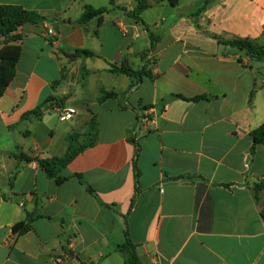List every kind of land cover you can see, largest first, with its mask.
<instances>
[{
	"label": "crops",
	"instance_id": "crops-1",
	"mask_svg": "<svg viewBox=\"0 0 264 264\" xmlns=\"http://www.w3.org/2000/svg\"><path fill=\"white\" fill-rule=\"evenodd\" d=\"M103 1L0 0L47 17L17 31L21 57L0 98V264H125L127 236L140 264H264V145L252 153L251 136L264 124V59L213 38L264 45V0L203 11L204 0H147V54L137 2ZM86 6L110 10L81 24ZM124 61L150 77L130 90L110 71ZM101 90L125 95L99 103ZM60 107L76 113L61 121ZM143 110L153 123L138 128ZM75 135L93 146L58 184L37 160L65 158ZM18 224L31 230L15 235Z\"/></svg>",
	"mask_w": 264,
	"mask_h": 264
},
{
	"label": "trees",
	"instance_id": "trees-1",
	"mask_svg": "<svg viewBox=\"0 0 264 264\" xmlns=\"http://www.w3.org/2000/svg\"><path fill=\"white\" fill-rule=\"evenodd\" d=\"M137 2V8L134 12L130 13V16L134 18L137 22H140L145 29L149 32L151 38V47L145 54L149 51L155 49V44L157 38L148 28L147 24L142 20L141 14L148 9L149 4L147 0H135ZM215 0H204L203 7L201 11L205 10L209 5H211ZM109 6H115V0H109ZM110 7H102L95 9L92 6H86L84 13L81 16L79 23L87 24L93 19L97 18L99 23L102 22L103 16L109 12ZM47 17L39 14L35 11H28L20 6L15 5H2L0 4V40L2 41V47L0 48V98L6 92L10 82L12 81L16 73V65L21 57L22 49L18 43L22 40V36L17 34V31L26 25L37 26L43 23L44 19ZM219 44L224 46H229L237 49L238 51L245 52L248 56L262 60L264 59V45H259L255 40L246 38H237L234 40H224L223 38L214 36L213 37ZM87 57H93L94 54L89 51H79L77 52ZM112 73L124 74L130 77L131 83L129 89H133L144 77H150V72L146 69L134 70L127 61H124L120 66L112 65L110 68ZM125 95L118 94L116 92H108L106 90H101L100 95L97 99L99 103H103L109 99H120ZM176 98L183 99L185 101H199L208 99L207 96L196 97V98H185L183 96H175ZM93 124L95 122L93 120ZM141 124V113L137 119V126L140 127ZM251 136L253 138L252 153L259 145H264V124L252 131ZM79 136H69L68 142L70 144L68 155L61 158H52L50 160H37L41 168L46 172L48 177L55 178L57 183L60 184L64 179L58 178V171L66 167L79 153L83 152L85 149L93 146L92 142L86 144L78 143ZM138 156V152L136 157ZM22 159L31 160L28 157H21ZM81 179V176H78ZM227 186V185H223ZM256 194L259 191L264 190V181L255 185ZM90 193L94 191L89 188ZM257 197V196H256ZM15 235H22L31 230L30 224H18L14 227ZM125 243L120 245L118 248L125 256V264H140L137 253L136 246L132 244L129 237H126Z\"/></svg>",
	"mask_w": 264,
	"mask_h": 264
},
{
	"label": "built area",
	"instance_id": "built-area-1",
	"mask_svg": "<svg viewBox=\"0 0 264 264\" xmlns=\"http://www.w3.org/2000/svg\"><path fill=\"white\" fill-rule=\"evenodd\" d=\"M45 36L48 37L51 40V44L57 46L60 38H61V34L59 31H57L54 28H48L47 31L45 32ZM57 112L59 114V118L61 121H69L73 118V116L75 115L76 111L73 108H65V107H60L57 108ZM153 123V120L151 118V113L149 110H143L141 112V124H140V128H142L145 125H150Z\"/></svg>",
	"mask_w": 264,
	"mask_h": 264
},
{
	"label": "rangeland",
	"instance_id": "rangeland-1",
	"mask_svg": "<svg viewBox=\"0 0 264 264\" xmlns=\"http://www.w3.org/2000/svg\"><path fill=\"white\" fill-rule=\"evenodd\" d=\"M103 3L105 4L106 3V0L105 1H103ZM145 21L147 22V20L145 19ZM193 21H195V17L193 18V20H192V23H193ZM148 23V22H147ZM1 42V41H0ZM145 47H146V45H145V41H144V39H143V37L138 41V43H137V49L138 50H143V49H145ZM263 191V190H262ZM262 191H259V192H257V194H256V199L258 200V202H261V192ZM255 192H256V190H255ZM262 212H263V214H264V210H262Z\"/></svg>",
	"mask_w": 264,
	"mask_h": 264
},
{
	"label": "water",
	"instance_id": "water-1",
	"mask_svg": "<svg viewBox=\"0 0 264 264\" xmlns=\"http://www.w3.org/2000/svg\"><path fill=\"white\" fill-rule=\"evenodd\" d=\"M170 99H168V101H169Z\"/></svg>",
	"mask_w": 264,
	"mask_h": 264
}]
</instances>
